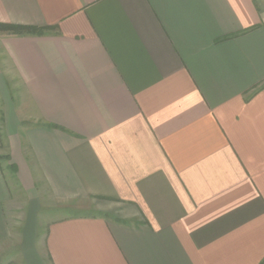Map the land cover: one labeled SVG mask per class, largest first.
<instances>
[{
	"label": "crops",
	"instance_id": "1",
	"mask_svg": "<svg viewBox=\"0 0 264 264\" xmlns=\"http://www.w3.org/2000/svg\"><path fill=\"white\" fill-rule=\"evenodd\" d=\"M0 22L57 26L0 34V244L47 188L98 214L23 264H264V0H0Z\"/></svg>",
	"mask_w": 264,
	"mask_h": 264
},
{
	"label": "rangeland",
	"instance_id": "2",
	"mask_svg": "<svg viewBox=\"0 0 264 264\" xmlns=\"http://www.w3.org/2000/svg\"><path fill=\"white\" fill-rule=\"evenodd\" d=\"M2 163L5 164V161L2 160ZM7 170L9 171L8 166ZM9 178L12 183L13 179L11 177ZM42 192L44 193L45 198L49 199V204H46L45 208L43 206V209L40 211L39 215H37V219L35 221L36 233L34 234L33 232H30L29 235L31 238L28 245L27 243L22 242L23 233H20V229L24 224V221H22V212L24 210L23 205H25L26 199L25 196L20 195L19 193L21 192L18 191L16 204L10 209L14 210V212L9 211V217L11 219L10 225L12 228L11 238L5 243L0 244V264H23V256L21 255L24 254V250L26 253L30 252V255H32L34 259H42L43 261H47L44 247V238L50 222L64 217L78 215L90 216L98 214L93 209H91L89 205H86L84 201L64 203L54 199L47 188H43ZM23 245L24 250L22 251Z\"/></svg>",
	"mask_w": 264,
	"mask_h": 264
},
{
	"label": "trees",
	"instance_id": "3",
	"mask_svg": "<svg viewBox=\"0 0 264 264\" xmlns=\"http://www.w3.org/2000/svg\"><path fill=\"white\" fill-rule=\"evenodd\" d=\"M57 29V26H43L38 27L34 25H25V24H16V23H8V22H0V34L2 35H17V36H24V35H31V36H41L44 34L49 33V31H54ZM46 126L49 127H58L54 124H47ZM2 160L9 161V155H0V162ZM14 165L9 164V168H12ZM100 215H106L100 213Z\"/></svg>",
	"mask_w": 264,
	"mask_h": 264
}]
</instances>
